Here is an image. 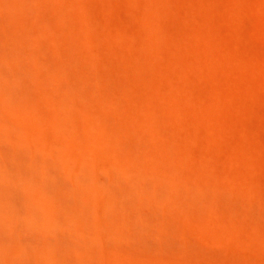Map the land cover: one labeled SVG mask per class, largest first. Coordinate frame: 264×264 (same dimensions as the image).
<instances>
[{
  "label": "clouds",
  "instance_id": "1",
  "mask_svg": "<svg viewBox=\"0 0 264 264\" xmlns=\"http://www.w3.org/2000/svg\"><path fill=\"white\" fill-rule=\"evenodd\" d=\"M0 264H264V0H0Z\"/></svg>",
  "mask_w": 264,
  "mask_h": 264
}]
</instances>
